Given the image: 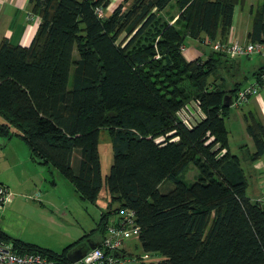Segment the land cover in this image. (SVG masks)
I'll use <instances>...</instances> for the list:
<instances>
[{"label":"trees","instance_id":"1","mask_svg":"<svg viewBox=\"0 0 264 264\" xmlns=\"http://www.w3.org/2000/svg\"><path fill=\"white\" fill-rule=\"evenodd\" d=\"M171 1L122 0L109 13L108 0H29L40 19L30 45L0 43V138H20L33 161L96 204L103 186L99 135L106 131L112 164L104 187L118 208L101 212L96 246L110 213L125 210L134 213L141 251L162 256L155 264H264V202L246 195L241 160L228 146L230 108L223 106L247 77L227 90V55L209 46L206 57L187 61L182 51L186 38L225 43L235 8L247 0H175L179 14L170 24L160 12ZM250 11L248 40L264 44V0ZM191 101L204 118L188 127L178 114ZM244 121L253 143L245 158L253 164L264 156V124L253 113ZM191 165L197 181L187 185ZM166 182L172 188L163 193ZM93 232L58 254L1 228L0 240L18 254L70 264L68 251Z\"/></svg>","mask_w":264,"mask_h":264},{"label":"rangeland","instance_id":"2","mask_svg":"<svg viewBox=\"0 0 264 264\" xmlns=\"http://www.w3.org/2000/svg\"><path fill=\"white\" fill-rule=\"evenodd\" d=\"M257 2L258 0H247V5L255 6ZM237 10L235 13L236 15L238 12ZM177 11L179 10L176 2L172 0L171 3L160 12V16L162 18L170 16L171 18ZM240 16L243 19L242 22L246 21V10ZM235 21L236 19H234V23ZM184 49L185 58L189 57L191 50L204 51L207 55L211 52L209 46L190 38H186ZM73 57H77L76 52H74ZM260 57L263 58L261 55H251L249 59L243 60V69L247 77L245 85L255 82L252 74L257 70V66L262 61ZM224 78L227 82L230 78V85L235 83V80L231 78V76L227 79L226 77ZM258 94L264 99V88H258ZM243 105L238 111L232 109V116L226 121L228 130L232 132L234 136L233 140L230 139L229 149L232 154L237 155L241 160V167L244 170L247 181V197L252 201H258L264 198V169L260 172L254 170L253 164L248 162L245 158L247 150L243 147V143H241V118L239 117V113L242 115L241 111L247 114V106ZM253 107L252 104L250 110L253 111ZM187 110L195 111V109H192V107L190 108L189 105V108L187 107L183 114L179 113V116L188 123H193L195 120L193 116L187 114ZM160 139H163V137H159L156 140L158 141ZM3 140L6 141V144L0 145V173L2 174L0 179L11 184L10 186L8 184L6 185L9 187L10 200L14 201L8 213L11 217L13 213H16L21 220H26L24 223H21V230L22 235L29 239L28 242L43 248L51 247L52 251L59 252L66 245L79 240L92 231L94 232L89 238L93 241H98L100 239V232L95 230L101 212H112L118 208L117 204L110 206V198L104 187V179L112 164L111 143L106 131H101L99 135L98 149L103 186L97 204L81 201L71 184L59 175L56 170H52L53 176H51L46 168L42 169L36 162H32L29 158L30 151L22 140L17 137H13L10 140ZM250 151H253V149ZM27 158H29L28 161ZM261 160L264 162V157H262ZM39 169L42 170V172L45 171V173H43V175H36L34 171ZM197 174V169L192 165L189 166L184 175L185 183L190 185L197 181ZM35 176L37 179L34 180L32 177ZM52 179L55 181V187L49 184V181ZM43 181L44 183L41 185ZM171 188L172 185L166 182L161 186L160 191L167 193ZM10 216H8V219H11ZM118 216V213H110L108 223L111 224ZM133 244L136 246L132 248L128 246V250L131 251L133 256L142 257L144 254L140 249L138 241L133 240L129 245ZM162 259V256L159 254L150 255L149 262L155 264Z\"/></svg>","mask_w":264,"mask_h":264},{"label":"crops","instance_id":"3","mask_svg":"<svg viewBox=\"0 0 264 264\" xmlns=\"http://www.w3.org/2000/svg\"><path fill=\"white\" fill-rule=\"evenodd\" d=\"M108 1H109V6L107 7L106 12L110 13L117 7V5L122 0H108ZM255 6H252V5L248 6L247 5V1H246V4L243 7H236L235 8V11H234V14H233L232 27L230 29L227 41L230 40V39H233V40L238 41L240 43L250 42L248 40V33L251 31L252 19H253V15L251 14L250 10H251V7L254 8ZM236 10L238 11L237 15L235 14ZM245 10H246V14H247V20L242 22L243 19L241 18L240 15H242V13ZM178 14H179V11H177V13L175 15H173L172 17H176ZM171 18H170V16H166V18H164V19H166L170 24H172L174 22V20L170 21ZM234 19H236L235 23H234ZM39 22H40V19L37 16H33L30 13L29 0H0V43L3 40H7L8 42H10L13 45H18V46H21V47H28L30 45L32 39H33V36L35 35V32H36L37 27L39 25ZM184 50L185 49L183 48V50H182L183 51V55L185 53ZM206 55H207V53L204 52V51L200 52L199 50H191V52L189 53V57H186L185 59L187 61H191V60H194V59H196L198 57L204 58ZM249 58H250V56L239 57V58H230L231 59V63L227 64L226 71L225 72H221V76L222 77H226V79L229 76H231V78H233L235 80V82H242L243 79L246 76L245 72H244V69H243V67H244L243 66L244 65L243 64V60L244 59H249ZM260 58L262 59V61L257 66V70H255V71H258V70H260L262 68L264 69V57L263 58L260 57ZM217 83L218 84H222L221 81H217ZM225 84L228 86L227 90H229L230 89V78L228 79V82L227 81L225 82ZM244 86L245 85H243L242 87H244ZM261 88H264V85H262ZM232 101H233V99H232ZM252 104L254 106L253 107V111L250 110V107H251ZM244 105L247 106V111H246L247 114L253 113L264 124V99H262L261 96H259V94L257 96L249 98V100ZM240 107H242V106H240ZM240 107H235V106H233V104H231V107H229L230 109H229V117H228V119L232 116V109H234L235 111H238L240 109ZM241 112H242V115H241V113H239V117L241 118V122H240L241 123L240 136L242 138L241 143H243V146L247 147V152H248L251 149H253V143H252L251 138L247 135L246 130H245L244 117L247 114H244L243 111H241ZM228 119L225 120V124H226V121ZM226 128H227V126H226ZM227 130H228V128H227ZM3 139L4 138H0V145H5L6 144V141H4ZM230 139L233 140L234 136H233L232 132H230L228 130V146H229ZM229 151H230V149H229ZM29 158L31 159L30 156H29ZM29 158H27V161H28ZM260 160H258L257 162L253 163L254 170L259 171V172L264 169V162H262V160L261 161ZM31 161L35 162L32 159H31ZM39 166H41L42 169L46 168L47 172L51 176H53L52 170H54V169L47 168V167L42 166V165H39ZM34 172L36 173V175L37 174L43 175V173H45V171L42 172V170H40V169L39 170H35ZM1 175L2 174L0 173V176ZM32 178H34V180L37 179L36 176L32 177ZM43 183H44V181L42 182L41 185H43ZM0 184L3 185L8 191L7 203L4 205L3 209L0 210V228L2 229V231L4 233H6L7 235H9L12 238L18 239V240H20V241H22L24 243L34 244V243H29L28 242L29 239H27V237H24L22 235L21 223H24V221H26V220H21L19 218V215L16 214V213H13L12 217L8 213V211H10V207L12 206L14 201L10 200L9 187H7L6 184H8L9 186L11 184L2 181V179H0ZM49 184H50V186H52V187L54 186L55 187V181L53 179L49 181ZM260 201L264 202V198L260 199ZM97 203H98V201H97ZM8 216H10L11 219H8ZM89 237L85 238L81 243H78L75 247L70 249L68 251V253L72 252L73 250H76L78 248L82 249V255L85 252H87L89 250V248H88L89 244L96 245V243H95L96 241L91 240ZM77 241L78 240L73 241L72 243L66 245L65 247L62 248V250L64 248H66L67 246H69L71 244H74ZM136 241H138V240H136ZM131 242H133V240H129L127 242V244H128L127 246H129V248H132V247L136 246L134 244L133 245H129ZM34 245H36V244H34ZM36 246L40 247L39 245H36ZM41 248H43V247H41ZM44 249L49 250V251L54 252V253H57V254L62 251V250H60L59 252L52 251L51 247L44 248ZM130 254L133 256L131 251H130ZM147 255L149 256V258L147 260L143 261L142 263L136 261L134 263H125V264H147V263L151 264L149 262L150 255L149 254H147ZM134 257H139V256L135 255ZM139 259H137V260H139Z\"/></svg>","mask_w":264,"mask_h":264},{"label":"built area","instance_id":"4","mask_svg":"<svg viewBox=\"0 0 264 264\" xmlns=\"http://www.w3.org/2000/svg\"><path fill=\"white\" fill-rule=\"evenodd\" d=\"M95 13L98 17H103L104 11L101 8H96ZM216 52H221L230 58L247 57L251 55H261L264 57V44L262 42H247L240 43L233 39L228 40L225 43L210 42L206 43ZM249 85L242 87L233 98L232 104L235 107H240L245 104L249 98L258 95V88L264 85V69L260 73L258 80ZM192 107L195 111L187 110V114L193 116V123H188L185 119L179 118L188 127L201 121L204 118V114L201 111L198 101H191L186 105L179 113L183 114L184 110ZM186 114V116H187ZM179 115V114H178ZM212 140V138H210ZM163 139L156 140L159 143ZM218 147V146H217ZM224 151L221 152V154ZM8 199L7 189L0 184V210L3 209ZM259 202H262L258 200ZM118 218L111 224L108 223L106 227V234L99 246L94 249H89L85 252L79 261L73 264H125L134 263V258L130 259L127 255L130 252L128 250L127 242L129 240H137L139 228L134 224V213L121 210L118 212ZM127 254V255H126ZM126 255V256H125ZM149 258L148 255H144L140 258V261H145ZM0 264H55L41 254L25 253L18 254L13 250L12 244L5 243L0 240ZM72 264V263H70Z\"/></svg>","mask_w":264,"mask_h":264},{"label":"water","instance_id":"5","mask_svg":"<svg viewBox=\"0 0 264 264\" xmlns=\"http://www.w3.org/2000/svg\"><path fill=\"white\" fill-rule=\"evenodd\" d=\"M231 102H232L231 97L224 96V98H223V106L224 107H226V108L231 107V104H232ZM262 208L264 209V204L262 205ZM95 247H96V245H94V244L88 245L89 249H94ZM81 257H82V249L81 248L73 250L72 252H69L67 254V259H68L69 263H72V264L79 261Z\"/></svg>","mask_w":264,"mask_h":264}]
</instances>
